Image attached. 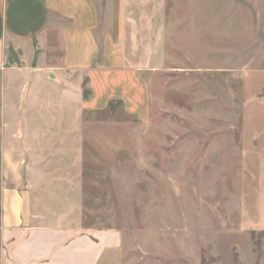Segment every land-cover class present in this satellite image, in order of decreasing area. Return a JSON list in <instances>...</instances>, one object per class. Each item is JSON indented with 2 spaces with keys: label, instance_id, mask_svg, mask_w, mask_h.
I'll use <instances>...</instances> for the list:
<instances>
[{
  "label": "rangeland",
  "instance_id": "obj_1",
  "mask_svg": "<svg viewBox=\"0 0 264 264\" xmlns=\"http://www.w3.org/2000/svg\"><path fill=\"white\" fill-rule=\"evenodd\" d=\"M97 1L117 37L126 14V64L150 85V117L120 101L82 113V74L63 100L42 84L15 125L31 152L15 173L40 181L37 209L117 232L100 264H264V0ZM24 64L11 50L9 66ZM135 87L127 106L144 116Z\"/></svg>",
  "mask_w": 264,
  "mask_h": 264
},
{
  "label": "crops",
  "instance_id": "obj_2",
  "mask_svg": "<svg viewBox=\"0 0 264 264\" xmlns=\"http://www.w3.org/2000/svg\"><path fill=\"white\" fill-rule=\"evenodd\" d=\"M120 23L118 37L103 27L97 0H0V264H100L121 244L117 232L86 230L78 215L38 210L29 188L40 181L25 186L15 173L21 163L14 160L31 154L20 146L30 139L28 132L15 127L27 121L24 104L35 101L42 84L62 100L68 98L71 74H82L88 82L86 97L83 83L74 85L82 113L120 101L140 120H149L151 88L141 72L126 64V14ZM35 42L39 48L32 50ZM11 50L21 53L26 64L9 66ZM120 80L129 90L106 88ZM134 84L144 93V116L127 106L128 95L137 93Z\"/></svg>",
  "mask_w": 264,
  "mask_h": 264
}]
</instances>
